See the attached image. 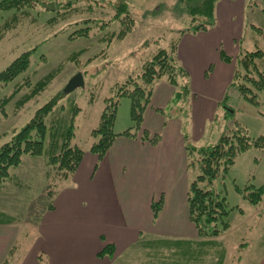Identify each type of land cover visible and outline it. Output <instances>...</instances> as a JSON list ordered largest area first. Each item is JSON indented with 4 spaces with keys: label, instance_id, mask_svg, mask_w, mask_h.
I'll return each mask as SVG.
<instances>
[{
    "label": "rangeland",
    "instance_id": "1",
    "mask_svg": "<svg viewBox=\"0 0 264 264\" xmlns=\"http://www.w3.org/2000/svg\"><path fill=\"white\" fill-rule=\"evenodd\" d=\"M123 1L45 0L46 5L49 4L53 8H68L66 20L56 25L47 23L54 15L45 12L46 8L41 5L31 8L30 16L27 18L21 13L15 17L16 11L0 13V73L23 53L32 51L31 64L27 72L9 85H0V106L4 105L0 107V148L31 121L37 110L57 94L64 93L68 82L75 75L82 73L85 87L69 94L64 93L55 106L53 114L47 118V125L58 129L62 125L67 128L73 126L72 146L85 152L89 151L97 140L92 135L93 130L100 122L106 100L115 95L116 84L125 81L129 75L137 71L142 62L155 54L158 48H164L172 42L178 30L186 29L191 24V19L187 15H181L173 10V5L178 0H125L130 4L131 13L129 16L124 15L123 21L119 22L115 19V6H119ZM82 8L88 10L69 12L71 9ZM263 10L264 0H256V4L249 7L248 20L249 22L251 20L255 27L261 28L262 34L258 35L257 31L246 30L243 40L238 43L243 52L258 48L264 50ZM81 19L88 21L90 38L70 39L74 31L77 32L85 27L84 24L76 26L75 22ZM102 26L103 28L100 29ZM120 31H125L124 38L107 41L112 37L111 34L116 35ZM103 37L106 39L104 40ZM73 58L77 60L72 61ZM181 67L184 70L182 65ZM51 73H55L51 84L30 97L35 90L32 85L35 86ZM241 75V85L252 88L253 86L246 81L247 72L242 70ZM180 79L177 92L179 91L182 96L179 100L174 98L165 109V114L167 119L169 115H172L170 117L172 120L181 119V133L186 147L216 144L227 128H232L234 124L245 128L252 138L264 136V93L253 87L256 102L252 103L245 100L237 90L229 87L219 103L213 121L205 129L203 141L195 142L191 128V110L195 96L191 93L186 95L182 88L183 81ZM24 80L28 85L22 90L21 85L24 84ZM187 84L189 88V79ZM20 86L21 90L16 93V88ZM24 97L28 98L26 103L22 102ZM74 106L79 109L73 112ZM228 107L232 109L231 112L228 111ZM130 109V99L122 98L114 127L116 133L121 132V128L126 127V124L130 126ZM133 124L132 121V126ZM49 138L50 135L46 146L48 143L50 145ZM47 149L50 150V147L48 146ZM47 163V158L44 156H24L21 164L11 169V181L5 182L0 187V217L23 227L24 245H29L33 241L31 226L42 218L47 207H50L56 198L59 189L63 185L75 183L74 176L68 181L58 182L49 195L50 189L47 183L49 182V185L51 183L50 173L53 168ZM188 174L193 181L200 174L198 166H191ZM263 183L264 150L252 149L238 155L229 172L224 174V177L222 175L216 183L222 196L226 197L229 207L235 208L228 216V221L232 225L229 228L231 230L225 231L227 233L217 237L215 242L206 240L203 244H199L201 249L207 247L209 251L216 247L219 251L222 247L225 252L227 249L233 251L234 245L240 240L245 241L241 243L243 250L247 246L244 247L246 242H249L248 250L244 253L241 251L240 254L237 251H235L237 253H229V257L232 256L236 262L242 261V264H251L252 259L255 258L253 252L258 248L255 244V234H251L258 229L253 217L257 208L248 203L238 190H244L249 185L259 187ZM139 249L137 258L135 255L131 262L123 264H157L165 258L160 253L162 250L160 246L152 245L146 249L139 246ZM208 251L201 250V255L205 256ZM219 257L217 264L226 261L223 259L225 254L223 257L220 252ZM171 260L176 261V258L173 257ZM122 261L123 259L119 263L122 264ZM211 262L213 263L212 260Z\"/></svg>",
    "mask_w": 264,
    "mask_h": 264
},
{
    "label": "crops",
    "instance_id": "2",
    "mask_svg": "<svg viewBox=\"0 0 264 264\" xmlns=\"http://www.w3.org/2000/svg\"><path fill=\"white\" fill-rule=\"evenodd\" d=\"M248 11L249 0H221L215 9V27L185 34L179 42L178 62L189 79V92L195 96L191 110L195 142L203 141L205 129L233 81L238 43L246 30L252 29ZM222 53L231 57L232 63L224 62ZM177 90L160 82L139 135L118 137L102 159L85 152L74 185H63L50 208L31 226L33 241L29 245H24L20 224L0 217V264H120L122 259L123 264L135 255L137 258L139 246L146 249L152 245L160 246L165 257L157 264H217L220 252L223 257L225 254V264H242L229 253H244L249 242L241 250L245 241L239 240L234 250L227 252L222 247L220 252L216 247L209 251L200 248L199 244L215 242L227 232L200 237L191 221L188 192L192 180L182 122L167 119L165 114ZM126 127L117 133L132 127V119ZM143 131L148 132V139L142 138ZM161 199L162 208L155 216L153 205ZM256 208L253 217L258 229L251 234H255L258 248L251 264H264V197ZM106 247L113 249L112 254L101 257ZM201 250L208 252L204 256Z\"/></svg>",
    "mask_w": 264,
    "mask_h": 264
},
{
    "label": "trees",
    "instance_id": "3",
    "mask_svg": "<svg viewBox=\"0 0 264 264\" xmlns=\"http://www.w3.org/2000/svg\"><path fill=\"white\" fill-rule=\"evenodd\" d=\"M121 1V0H120ZM221 0H178L173 5L174 11H178L181 15H187L191 20V24L186 29H180L176 33V37L164 48L158 50L152 56L144 60L140 68L128 78L116 84L115 95L106 100V105L101 115L98 126L93 130V137L97 140L90 147L89 152L102 159L109 149L113 146L115 140L120 137H136L140 134L143 127V117L146 109L151 103V97L156 86L160 82H168L179 88V79L183 81V89L186 95H189L188 77L186 72L179 65L177 58V50L181 38L185 34H197L200 32H208L213 29L217 23L216 5ZM119 2V1H118ZM61 4L62 2H55ZM256 4V0H249V7ZM36 5H41L47 13H53V17L48 20V24H59L65 19L68 8L58 9L51 5H46L45 0H0V13L16 11L15 17L19 13L24 18L30 16V9ZM115 19L119 22L123 21L124 15H130V4L125 0L120 2L119 6H115ZM27 8V9H26ZM26 9V10H25ZM36 9V8H35ZM113 9V8H112ZM88 10L71 9L69 12H80ZM172 10V11H173ZM264 11V10H263ZM264 14V12H262ZM68 18V16L66 17ZM29 19V18H28ZM66 20V19H65ZM115 20V21H116ZM87 20L76 21V26L85 25L79 31L72 33L70 39L81 37L90 38V29ZM55 23V24H54ZM79 24V25H77ZM251 32L257 31L256 34H262L261 28L255 27L254 24H248ZM100 27V29H102ZM5 30V28H4ZM109 37L107 41L113 38H124L125 31ZM105 40L106 38L103 37ZM243 40V39H241ZM240 48V45H239ZM32 51L23 53L14 60L3 72L0 73V85H9L19 76H22L30 67ZM222 60L226 63H232L233 59L222 53ZM74 59V60H73ZM72 61H76L73 58ZM247 72L246 81L252 85L257 91L264 93V50H239V55L235 63V74L230 89L234 88L242 97L252 103L256 102L254 88L241 85V71ZM55 73H51L32 87L34 90L30 97L37 92L46 89L54 80ZM23 88L28 85L23 81ZM30 84V82H29ZM21 86L16 88V93L21 90ZM63 94V95H62ZM54 96L47 104L37 110L31 121L18 133L0 148V187L7 181H11V169L18 167L24 156H44L47 158L48 165L52 166L50 173L51 183L50 191L53 190L58 182H65L72 178L78 170L85 151L78 147L72 146V128L62 125L60 129L55 126L47 125V118L53 114L57 103L62 99L64 93ZM182 94L179 91L176 99L179 100ZM129 98L131 102V119L133 126L116 133L114 130L118 106L122 98ZM28 98H23V103ZM9 99H7L8 101ZM188 102V99L186 100ZM226 106H228L225 103ZM4 106V105H1ZM0 106V107H1ZM73 107V112L78 110ZM228 107V111L231 112ZM172 115H169L171 117ZM64 120L63 118H61ZM62 130V132L60 131ZM48 135H50V145L46 146ZM143 139H148V132L143 131ZM155 137L153 142L157 141ZM50 147V150L47 147ZM264 137L252 138L245 128L234 124L228 127L224 134L220 137L216 144L206 147H188L189 169L191 166H198L200 174L192 181L188 192V205L191 221L194 223L200 237H217L230 228L228 221L229 213L235 208L229 207L227 199L222 196L221 190L217 187L218 179L227 174L238 155L244 154L252 149H263ZM49 173V172H48ZM48 176V177H49ZM50 178H48L50 180ZM243 198L253 206L258 205L264 197V186L256 187L254 185L247 186L244 190H238ZM50 207H47L49 209ZM162 208V199L153 205V212L156 216ZM239 208V207H238ZM242 211V210H241ZM113 249L106 247L100 254H112Z\"/></svg>",
    "mask_w": 264,
    "mask_h": 264
},
{
    "label": "water",
    "instance_id": "4",
    "mask_svg": "<svg viewBox=\"0 0 264 264\" xmlns=\"http://www.w3.org/2000/svg\"><path fill=\"white\" fill-rule=\"evenodd\" d=\"M85 87V80L82 73L75 75L67 84L64 93L69 94L76 91L79 88Z\"/></svg>",
    "mask_w": 264,
    "mask_h": 264
}]
</instances>
